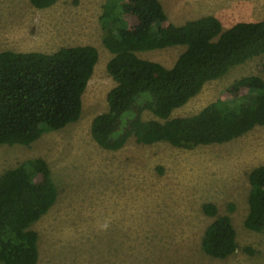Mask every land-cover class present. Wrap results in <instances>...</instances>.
<instances>
[{"label": "rangeland", "instance_id": "1", "mask_svg": "<svg viewBox=\"0 0 264 264\" xmlns=\"http://www.w3.org/2000/svg\"><path fill=\"white\" fill-rule=\"evenodd\" d=\"M105 1L57 0L36 8L29 0H0V50L52 53L89 44L98 51L78 121L43 133L29 146L0 144V175L40 157L56 187L55 203L31 226L37 232L36 264H264V232L244 226L248 174L264 164L263 126L193 148L163 140L139 144L131 137L120 149L107 150L93 140L91 121L107 110L106 94L115 85L106 71L112 53L102 43ZM159 1L176 25L213 15L227 29L264 18V0ZM126 14L133 24L134 16ZM184 49L168 46L137 55L169 68ZM248 75L264 79V54L206 82L169 118L196 114L218 98L233 96L234 82ZM141 118L159 119L149 110ZM208 202L231 218L236 231L237 247L226 258L211 257L201 246L215 218L202 210Z\"/></svg>", "mask_w": 264, "mask_h": 264}, {"label": "trees", "instance_id": "2", "mask_svg": "<svg viewBox=\"0 0 264 264\" xmlns=\"http://www.w3.org/2000/svg\"><path fill=\"white\" fill-rule=\"evenodd\" d=\"M56 1L29 0L36 8ZM126 13L134 16L133 24ZM100 22L102 43L112 53L106 71L115 82L106 94L107 110L96 115L90 126L93 140L102 148L120 149L131 137L139 144L163 140L193 148L227 142L255 126L264 127V79L258 75L238 79L233 96L218 98L196 114L169 118L206 82L264 54V18L239 21L227 29L213 15L176 25L159 0H106ZM176 45L185 49L169 68L137 55ZM97 60V48L89 44L63 46L52 53L0 50V144L29 146L43 133L78 121L82 95ZM144 110L159 119L143 120ZM248 182L244 226L264 232V164L249 172ZM56 196L47 162L40 157L0 175L1 264L37 263V232L31 226ZM202 210L215 217L201 237L202 249L214 258L228 257L237 247L231 218L219 215L211 202Z\"/></svg>", "mask_w": 264, "mask_h": 264}]
</instances>
